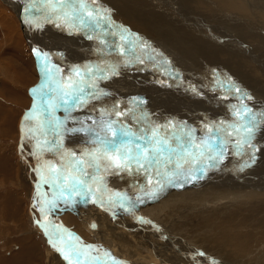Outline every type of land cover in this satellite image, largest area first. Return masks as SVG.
<instances>
[{
  "label": "rangeland",
  "instance_id": "obj_1",
  "mask_svg": "<svg viewBox=\"0 0 264 264\" xmlns=\"http://www.w3.org/2000/svg\"><path fill=\"white\" fill-rule=\"evenodd\" d=\"M128 1L125 0V2H123L124 5L121 4V1L119 4H121L122 7L126 6L130 12L129 16L139 24L137 23V26L135 28H131L128 24L125 25L122 24V22H116L115 20L114 21L120 25L127 27L130 33H138L140 36L139 41L135 40L134 35L129 36L127 34H125V40H121V34H117L116 30H107V32L98 30V33H96L95 30L92 31V33L88 29L87 32L84 33L81 30H76L75 28H73L70 31L66 19L62 16V11L64 10H60L55 13L50 12V9L47 7L48 0H37L39 5L43 6V13H40V15L38 14V17H36V22L40 27L37 29V33H39L41 45L43 47L37 49L41 53L49 54L47 58H42L44 60V64L47 65L46 71L48 73V75H44L45 87L43 91L46 93V95L43 97V99L45 100V107L47 106V101L49 99L55 100L57 96V85L55 82L58 79H63V81L66 83L69 77L68 75L71 74L70 70L73 66H78L80 64L81 66H85L87 64L92 65L91 67L93 73H96V75H104L105 73L103 72H97V68L93 67L94 63L98 64V62L102 61L104 63H115L116 58L125 57V60L129 59V57H133L136 58L137 63L141 64L147 69H150L155 74H152L151 77H144L146 75L142 69H131L132 73H137V75L133 77V74H129L130 79L133 81L130 83L128 80H125V78L121 79V76L120 78H118L119 74L123 72V69L117 68V71L119 73L117 77L116 75H112L109 72L107 75L110 78L108 79L113 83L116 82L118 85L123 87L125 84V86L128 85V83L126 82H129V85H136L137 87L135 88H142L144 89V92L148 91L147 96L152 99L153 103L155 102L154 105H162L163 109L167 110L165 111L166 113H163L162 109L154 113L148 112V116H151V118L148 117L146 121L144 120L145 122L138 121V119L136 118L137 121L133 122L132 124H126L123 122L122 124L118 123V125L120 124L124 127L130 128L131 130H133L134 128V130L138 133L141 129L151 128L150 126L153 124H158L161 126H164L166 124L167 126L175 124L176 127L172 130H167V133H175L177 136L182 135L180 127L182 124H187L190 128L195 130L205 129L204 125L206 124L208 126L212 125L213 127H216V124L210 119H206L205 122L200 121L198 124L196 120L187 118V112L183 109H170L169 102H171L172 100L174 101L175 99H181V97L183 96V90L185 91L186 89L197 92L198 94H205L206 98H211L215 95L220 96L221 94L227 93L222 90L210 88L206 84L199 83L200 79L196 77L198 76L197 71L202 70V68L206 65L199 62L196 57H193V54L195 50L197 51V54L201 51L196 48H189L185 51H182L183 48H188L185 45L183 39V37L190 36V33H188V27L184 24V22L187 21H189V25L190 23L192 24L190 25L189 29H191L193 35L197 36V39L204 42L203 44L199 43L198 48H208L207 51L210 53L217 50L219 51V49H225L226 51L230 52V55L221 54L218 55V58H224L226 60H229V58L235 59L232 62L226 61L224 63H215L217 67L231 72V70L234 71L238 68L234 65L235 62H246L249 66L258 67V73L255 74V77H260V82L264 81V0H212L213 2L211 0H198L200 1L198 2L199 4H192L193 9H188V7L186 6L188 10L182 9L180 14L178 13L180 9V0H148L150 6H147L145 3H141V0ZM208 2H210L211 5L215 3L214 5L221 6L223 10L227 11L225 17L223 19H220L218 17H214L212 19H200V16L198 14L201 13L204 15L207 13L206 4ZM144 5L148 7V10ZM225 6L228 10L224 8ZM11 7L13 8L12 10H10ZM142 7L143 9H141ZM151 7L152 9H150ZM89 8L92 9L93 7L89 5ZM139 8L141 10H139ZM196 8H198V11L195 10ZM10 9L7 8L3 0H0V162H3L4 164L0 169V218L7 221L6 226L5 224L4 226L0 224V232L3 231L0 237V256L1 258H4L2 260L0 259V264L1 262H4V264H12L11 260L13 256L16 255L14 253L16 252L14 247L21 245H27V247H31L35 257H37L38 255L41 256L43 262L40 264H48L46 257V255L48 256L47 252L49 248L51 250H55L49 243V236L52 237L53 242L56 243L58 247L63 248L66 252L69 253L71 260H67V263L64 257L60 256L61 259L65 261L64 262L62 260L64 264H77L76 253L79 252L76 251L73 247L75 245L77 247L78 241H81L83 244V247L81 248H79L80 246H78V250L82 252V256L85 257L86 255H88V257L86 258L80 255L79 264L83 263L84 261L86 262L85 264H157L156 262L160 263L162 261L156 258V251H159V249H157L156 247L158 245H160V247L164 246V243L166 241L165 239H163L165 240L163 242L160 239L165 236H171L172 238L173 236H177V234L180 232L179 229H182L183 226L185 231H183L181 235L182 238H185L186 245L191 242L194 244V241H202V243L206 242L209 246H206L209 249V251H207V254H210V257L219 259L217 260L215 258H207L197 252L195 256L199 259H204V264H218L215 261H224L223 264H264V194L255 192H253L252 194L246 193L240 196L233 197L232 199L228 196H225L224 198L220 196L213 198L212 203L207 200V198H202L199 199V204H196L195 197H197L200 193L194 192L193 194V192H190L185 196L168 198L164 202H162V196L166 192L174 190L171 187L175 188L177 186L176 184H169L166 185L162 191L157 193L158 199H150L148 196L144 195V192L150 190V188L155 185L156 179H158L155 176L154 171L150 170L149 172H146L144 169L137 170L135 164H132L130 167L124 168L123 170L117 169L115 167L106 168L108 162L103 158L99 151H94V149L97 148V145L92 143L95 137L92 134L87 133L86 129L82 132L87 134H84L82 132H75L71 134L69 132H63L62 129L57 128L54 122H52L51 127L53 130H44L45 125L40 123L35 114L32 115V117L34 116L35 118L33 121L31 117L30 119L21 122L23 112L30 107V104L32 102V97L28 95L27 91L29 87H32L37 83L38 72L34 67L35 61L33 59V56L25 43L18 18H16L15 16L14 6L10 5ZM132 9H134L135 14H131ZM189 10H195V14ZM20 11L23 13V9H21ZM67 11L71 10L67 9ZM190 14L192 16H190ZM144 15H147L145 16L147 18L146 22H143V18L139 20V18L143 17ZM33 16H31V18H33ZM172 16L176 19H174ZM196 17H199V19ZM178 20L180 21V23ZM180 25H183L185 29V33L183 34L181 31L182 27H180ZM147 26L148 28H150V30L146 28ZM140 27L142 28V30ZM153 31L155 34L153 33ZM32 32V37L30 34L31 28L30 32H27L29 40L31 42L35 40L34 29ZM71 32L82 33V35H76V37H73ZM88 34H92L93 39H88ZM158 36L160 37L158 38ZM74 38H77V40H75ZM69 42L73 45H76L75 48L85 49L83 51L85 52V54L81 53L80 55L83 58V62L81 61L80 64L75 63L76 60L72 59L71 61L69 59L68 62V57L71 56L70 52L72 51L71 54L75 52L73 49L70 50V48H68V45H70ZM92 42H95L96 45L92 44ZM143 42H147L148 46H144ZM39 44L40 43H38L37 45ZM54 48L55 52H53ZM108 48L118 49V52L116 50L109 51ZM50 49L51 51L53 50V58L50 55ZM122 52L125 53V55H122ZM87 58H89L91 61L89 60L90 62H87ZM137 58L143 60V63H140ZM53 59L58 65L62 64L60 66L65 67L61 68L59 72L53 71ZM93 59L95 60V62ZM111 59H113V61H111ZM229 64L232 69H230V67L228 66ZM116 65L118 64L116 63ZM81 66L80 71L81 73L83 72L82 74H84L85 68ZM67 67H70V69H67ZM212 67L215 68L214 66ZM131 70L129 69L130 73ZM129 72H126L124 70V73ZM206 72L207 80L210 82H216L215 79L210 75L208 68ZM55 73L57 74L56 77L54 76ZM224 73L227 72H221V74ZM54 77L57 79L56 81H53ZM144 78L148 80L155 79L157 83H153L152 86V82L149 83L148 80H146L148 83H145ZM23 79H26V81H24ZM86 79L93 80L95 79V76L89 75ZM103 80L105 81L106 79H102V81ZM229 80L225 81L229 83ZM96 81L99 82L98 79ZM225 81H222L221 85H224L226 83ZM233 81H230L228 85L236 84V82ZM249 81L251 80H247L246 82ZM158 82L160 83V85L158 84ZM228 85V91L232 90V87ZM239 87L241 86L239 85ZM203 88L207 90L202 91ZM162 92H164V94H162ZM156 97L158 98L155 99ZM225 97L230 98V96ZM83 99L85 101L83 106L76 107L70 112L71 114L75 115V117L73 118V124L77 123L78 126L81 125L87 129L89 127H92L98 131L99 124L95 122V120H98V117H108L111 115H115V108L113 109L110 107L114 105L111 103H114V99L112 97L103 95H99L98 97H96L93 94H85ZM44 100H42L43 103ZM161 100L165 101L162 102ZM145 101L148 102L149 100ZM212 101L213 100H211L210 102ZM37 102H41V100L37 99ZM56 103L60 107L57 106L56 109H49V113L51 114L50 119L54 115L57 117V119L63 120L65 117L64 113H66L65 111H63L65 105L59 100H56ZM147 104H149V102ZM105 106L108 107L106 108ZM147 107L148 106H139L137 112H133L132 114L138 117L142 111L147 112ZM118 108L120 109L122 107ZM96 109L98 113H96ZM123 110L124 109H121L122 112H124ZM93 111H95V113ZM79 112L85 117L80 115ZM157 112L160 114H158ZM90 113H93L92 116L96 118L94 119L93 117H91ZM155 114H157L156 116L159 118L154 116ZM162 114H167L168 118L163 119ZM12 118L14 119L12 120ZM70 121L71 119H68L66 121L65 125L67 127L64 125L65 128H69ZM169 121H171L172 123L168 124ZM184 131H187V129H185ZM61 132L63 134L59 135L58 133ZM167 133L161 131L159 135L165 136L167 135ZM35 135L38 136V147L35 143ZM195 136L198 137L196 133ZM20 139L21 142L19 149L18 142ZM33 139L35 144H33ZM179 142L183 143V139H181ZM169 143L173 148L176 147L177 142L174 139H169ZM212 144H214L212 147L215 151L224 150L225 146L227 145L224 140H213V138ZM236 153L233 154L236 155ZM93 157L96 158L95 162L100 165L99 171H97L95 167L90 166V162L93 160ZM236 157L237 158H233L235 160L232 159V162H229L227 158L224 157L222 159L224 161H219L218 166H216L215 168L211 167L212 171L210 173L203 176V178H199V184H204L205 180L209 178L213 173L215 178L213 182H215V184H218V182L219 184H222L223 180V184L228 180H230L233 184L241 183L239 179H242V177L244 176H242V174L240 173L245 174V177L249 178L250 173L254 169L253 165L251 167H244V169L241 170L242 167L238 166L240 163L234 164L233 162H239L240 160H243V158L239 156ZM41 159L50 170L52 168H55L56 171H60L65 168L71 171V164L82 162L84 174L81 176V178L87 181L91 188L95 189L91 193L93 194V197L90 196L91 194L86 197L75 194V196L72 195L71 203L65 204L64 199H60L57 201V206L54 209L42 214L39 211V208H47L48 205L45 202L52 200L53 194L57 193L58 189L54 186L56 183L53 180H48V186H45L44 182L41 181L39 183V179L35 177L37 169L42 166ZM37 164H39L38 167ZM46 166H44L45 169ZM185 167H188V165H185ZM44 168L41 167L39 169L40 174L42 171H47L43 170ZM222 168L227 169L228 172L221 171ZM5 169H7L10 174L7 179L3 177L5 176ZM67 174L68 173L66 172L65 175ZM72 174L81 175L79 173ZM204 174L205 173H203V175ZM235 175L237 177H234ZM93 176L97 177L96 182H93ZM230 176L233 178H231ZM194 181L191 180V182H188L186 184H190L194 189ZM180 183H183V181L181 180ZM38 185H40L39 193L37 191ZM183 186V188L181 187V189L177 187V189L179 190L175 189V191H187L189 187L185 186V184H183ZM218 187H220V185ZM200 189L202 190L203 188ZM80 197L81 199L78 200ZM118 197H125L127 199H130V201L126 204L120 199L118 200ZM66 198L67 197H65V199ZM85 198L90 200L93 199L95 201L98 200L99 205L94 202L95 204H92V207L91 204H89L91 208L84 207L82 205H85V203L81 202H84ZM9 199L11 200V204ZM92 202L93 201L91 200L90 203ZM121 203H123V207H121ZM34 205L36 206L34 207ZM189 206L191 207L189 209H186ZM106 208L112 210L114 212L113 217L116 218L115 222L112 223L113 231H109L103 225H100V223H108L100 222L98 218V214L106 213ZM15 209L18 210L15 212ZM94 209L98 211V214L94 211ZM182 211H185L188 214L187 218H181L180 212ZM12 212L17 214L16 218L12 219ZM39 213L42 215L41 222V215ZM81 214H84V217L86 218L89 217V219L87 218L88 221L93 222V225H95L94 228L98 230L99 234L96 235L94 233L95 229H91L92 232H90L89 228L88 230L86 228L82 231L83 235L79 234L77 228H74L71 223H79L78 218L83 217V215ZM2 216L6 219H3ZM35 217H38L37 219L40 222L39 224L37 223L38 221L36 219L35 221L37 222H34L33 218ZM70 218H72L73 221H69ZM118 218L123 219V221L126 219L127 225L130 228L127 229L125 228V226L120 224ZM64 220L68 222L66 223ZM144 221H147L148 224ZM61 222H63V224H61ZM41 224L44 225V228L40 226ZM194 224H200V226L190 228ZM93 225L91 224L89 227L92 228ZM21 226L22 229L20 230L19 227ZM131 226H134V228ZM5 228H7L8 230L4 232ZM45 228H47L48 236L44 234ZM100 228H103L102 231L105 230L106 233L110 232V235L108 234L107 237L103 236L101 234ZM186 230H190L189 232L191 242L186 239ZM25 231H28L30 234V236H28L27 238H35V240L37 242H40V244L34 243V247H32L30 240H27V242H25L24 244V238L26 237H22V235L25 233ZM114 233L115 235H112ZM54 234H56V236ZM66 234L67 237L71 236L73 241L72 239L68 240V238H66ZM207 234H209L210 236L206 237L205 235ZM40 235L44 240H42V237ZM96 238H99L100 240H97ZM174 239L177 240L176 238ZM122 240L125 243L127 241H130L129 245H136L141 248L142 251H144L142 257H145L148 261H139L136 256L138 251L133 255L131 251L129 253L128 250L126 251L118 247ZM151 242L153 243V246L151 245ZM198 244H200V242H198ZM105 248H112L111 250L113 251V253L109 252ZM146 248H148L149 250ZM99 249L105 250L100 251ZM161 249H163V247H161ZM97 250H99L98 253H96L98 257L94 255ZM21 252L19 254H21ZM160 253L163 254L161 258H164V264L177 263L176 259L168 257V255L165 254L163 250H160ZM90 258H92V260H90ZM251 259L253 261H251ZM189 264H193V262H190Z\"/></svg>",
  "mask_w": 264,
  "mask_h": 264
},
{
  "label": "bare ground",
  "instance_id": "obj_2",
  "mask_svg": "<svg viewBox=\"0 0 264 264\" xmlns=\"http://www.w3.org/2000/svg\"><path fill=\"white\" fill-rule=\"evenodd\" d=\"M2 1V0H1ZM5 2V5L7 6V8L10 9V5H13L14 6V10H15V16L16 18H18V21H19V25H20V29L23 33V37L25 39V43L29 49V51L31 52V48L34 47V48H42L43 46L41 45V39H40V36H39V33H37V29L40 28L36 22V17H38V14L40 15V13H43V6L42 5H39V3L37 2V0H26L27 3H31L34 7L32 9V16L33 18H31L32 20V23L31 24H25L23 23V21L19 19V13L21 12L20 10L23 9V7L25 6V0H3ZM121 1V4H123V2H125V0H86V3H88L90 6H92L94 8H100L101 9V15H104L103 13V9H109L111 10L110 11V21L112 22V25L111 27L108 26L107 23H105L104 21H101L102 23V27L100 28H97L96 29V33H98L97 31L99 30H102L104 32H107V30L109 31H112V30H116L117 34H121L120 32V28L118 26H123V25H120L116 22H122V24H128L131 28H135L137 26V23L133 18H131L129 15H130V12H129V9L125 6L122 7L121 4H119ZM128 1V0H127ZM130 1V0H129ZM128 1V2H129ZM138 1V0H136ZM156 1V0H155ZM209 1V0H208ZM212 1V0H211ZM200 1L198 0H183V1H179V5H180V9L178 11V13L180 14V12L182 11V9H193L192 8V4H195V3H198ZM213 2V1H212ZM15 3V4H14ZM93 3V4H92ZM139 3V2H137ZM141 3H145L147 6L150 4L148 0H141ZM159 3V2H157ZM162 3V2H161ZM170 3V2H169ZM173 3V2H172ZM171 3V4H172ZM210 3V2H208ZM206 4V7H207V13L206 14H201L199 13L198 15L200 16V19H207V18H214V17H218L220 19H223L225 17V15L227 14V11L223 10V8H221V6H216V5H211L210 4ZM10 4V5H9ZM131 4V3H129ZM199 4V3H198ZM127 5V4H126ZM154 5V4H153ZM133 6V5H132ZM139 6V5H137ZM143 6V5H142ZM145 6V5H144ZM145 6V8L147 7ZM150 6V5H149ZM174 6V4H173ZM187 6V7H186ZM200 6V5H199ZM47 7L50 9V12H52L51 8L47 5ZM141 7V6H139ZM156 7V6H155ZM159 7V6H158ZM157 7V8H158ZM168 7V6H167ZM194 7V6H193ZM196 7V5H195ZM226 8V6L224 7ZM13 8L11 7L10 10H12ZM143 9V7L141 8ZM139 8V10H141ZM152 9V7L150 8ZM175 9V7H174ZM187 9V10H188ZM198 8H196L195 10H197ZM133 10V11H132ZM131 10V14H135L134 12V9ZM147 10H148V7H147ZM154 10V9H153ZM195 10H189V11H192L194 14H195ZM226 10H228L226 8ZM158 11V10H157ZM198 11V10H197ZM133 12V13H132ZM144 12V11H143ZM55 13V12H53ZM151 13V12H150ZM169 13V12H168ZM171 13V12H170ZM21 14L23 15V13L21 12ZM163 14V12H162ZM174 14V13H173ZM193 14V15H194ZM157 15V14H156ZM147 15H144L143 17L139 18L142 19L143 18V22H146L147 21V18L145 17ZM162 16V15H161ZM170 16V15H169ZM190 16H192L190 14ZM138 17V16H136ZM166 17V16H165ZM173 17V16H172ZM160 18V16H159ZM174 18V17H173ZM199 19V17H196ZM171 19V18H170ZM176 19V18H174ZM116 22H115V21ZM161 21V20H160ZM159 21V22H160ZM179 21V20H178ZM77 22V21H76ZM140 22V21H139ZM189 21L187 22H184V24L188 27V33H190V36L189 37H183L184 39V43L185 45L188 47V48H183L182 51H185L189 48H196L198 50H200L201 52L197 54V51L195 50L194 54H193V57H196V59L201 62L202 64H205L206 66H204L202 68V70H198L197 71V75L196 77H198L200 79L199 83L201 84H206L207 86H209L210 88H213V89H216V90H222V91H225L227 92L226 94H221L220 96H213L211 98H206V95L205 94H202V93H197V92H194L192 90H189V89H186L185 91L183 90V96L181 97V99H175L174 101L172 100L171 102H169L170 104V109L172 110H175V109H183L184 111L187 112V118H190L192 120H196V122L199 124L200 121H206V119H210L212 120L215 124H216V127H213L212 125L209 126L211 127L212 129H214V131L211 133V137L213 138V140H219V141H225L227 143V145L225 146L224 148V157L227 158V160L229 162H232V159L235 157L237 158L236 156H239L241 158H243V160H240L239 162H233L234 164L235 163H240L242 165H238V166H243V164L249 160V154L251 153V149L248 148L247 146L243 147L240 149L239 153H236V149L234 147V145L237 143V141L239 139H241L243 136H244V132L242 131V125L245 124L247 121L244 120V119H241V115H244L245 112L244 110L245 109H251V113L248 114V115H251V116H255V120L254 122L258 125V130L256 131L255 133V136H254V140L252 141V143L254 145L257 146L258 148V151H256V157H257V160H256V163L253 164V171L250 173V176L249 178H246L245 174L243 173H240L242 174V179H239L241 183H231L230 180L226 181L224 184V180L222 182V184L218 182V184H215V182H213V180H215L214 178V173L211 174V176L209 178H207L205 180V183L204 184H199V179H195L196 181L195 182V185H196V189H195V185H194V189L191 187L190 184H186V183H183L185 184V186H188V190L187 191H183L182 192H177L175 191V189H177V187H179L181 189V186H176L175 188L171 187L172 189L174 190H171L170 192H166L163 196H162V202H164L166 199L168 198H173V197H182V196H185L186 194L190 193V192H196V193H200L197 197H195V200H196V204H199V199H202V198H207V200H209L211 203H212V199L215 198V197H220L222 196L223 198L225 196H228L230 197L231 199L233 197H236V196H240L242 194H246V193H259V194H264V81L263 82H260L259 81V78L256 76L255 77V74L258 73L257 71V68L258 67H252V66H249L248 63L246 62H235L234 65L237 66L238 68L237 69H233L234 71L231 70V72H228L227 70L225 69H220L219 67H217V65L215 63H220V62H226V61H234L235 59L234 58H229V60H226L224 58H218V55H221V54H229L230 55V52L229 51H226L225 49H219V51H213V52H208V48H198L199 47V43H204L203 41H200L199 39H197V36L193 35V33L191 32V29L190 28V25H192L190 23V25L188 24ZM141 23V22H140ZM175 23V22H174ZM180 23V21H179ZM182 23V22H181ZM139 24V23H138ZM77 25H79V22H77ZM146 25V24H145ZM227 25V24H226ZM185 26V27H186ZM9 27V26H8ZM124 28L128 29L127 27L123 26ZM152 27V26H151ZM172 27V25H171ZM180 27H182L181 31H182V34L185 33V29L183 27V25H180ZM179 27V28H180ZM30 28H31V37L33 36V29L35 31V40H33V42H31L29 40V36L27 34V32H30ZM141 28V27H140ZM139 28V29H140ZM147 29L150 30V28H148V26L146 27ZM89 28L88 27H79V30L83 31L84 33L87 32ZM243 29V28H242ZM11 30V29H10ZM142 30V28H141ZM164 30V29H163ZM245 30V29H244ZM243 30V31H244ZM12 31V30H11ZM156 31V30H154ZM153 31V33H154ZM178 31V30H177ZM241 31V30H240ZM94 32V33H95ZM151 32V31H150ZM149 32V33H150ZM160 32V31H159ZM170 32V31H168ZM93 33V32H92ZM175 33V32H174ZM243 33V32H242ZM241 33V34H242ZM72 36L73 37H76V35H82V33H74V32H71ZM155 34V33H154ZM56 35V34H55ZM89 35V34H88ZM92 35V34H91ZM135 37L139 36L138 33H135L133 34ZM159 35V34H158ZM94 36V35H93ZM171 36V34H170ZM174 36V35H172ZM160 36H158L159 38ZM157 38V37H156ZM75 40H77V38H74ZM165 39V38H164ZM183 42V41H182ZM38 43H40L39 45H37ZM74 43V42H73ZM70 45H68V48L73 49L75 52H73L71 54L70 52V57H68V62H69V59L71 61L72 60H76L75 63H81V61L83 60V58L80 56L81 53L82 54H85V52H83L85 49H82V48H75L76 45H73L72 43L69 42ZM92 44L96 45L95 42H92ZM168 45V44H167ZM169 46V45H168ZM182 47V46H181ZM64 48V47H63ZM96 48V47H95ZM66 49V48H65ZM92 49V48H91ZM109 51L111 50H116L118 52V49H115V48H108ZM239 49V48H238ZM228 50V49H227ZM240 50V49H239ZM53 51V50H52ZM51 49H50V55L52 56L53 58V52H55V48H54V51L52 52ZM234 51V50H233ZM97 52V51H96ZM235 52V51H234ZM243 52V51H242ZM247 52V50H246ZM61 53V52H60ZM93 53V52H92ZM232 53V52H231ZM56 54V53H55ZM88 54V53H87ZM95 54V53H94ZM235 54V53H234ZM114 55V54H113ZM125 55V53H124ZM238 55V54H237ZM92 56V55H91ZM108 56V55H107ZM127 56V55H126ZM240 56V55H239ZM93 57V56H92ZM98 57V56H97ZM95 57V58H97ZM220 57V56H219ZM107 58V57H106ZM125 58V57H124ZM124 58H116V61L115 63H104L103 61L102 62H98V64H95L94 63V66L95 68L97 69H109L110 66H117V68H121L123 69V72L121 74H119V77L121 76V79L125 78V80H128L130 83L133 82L131 79H130V75L129 74H133L132 76H136L137 73H132V70L131 69H142L143 72L145 73L146 76L144 77H151L152 74H155L153 71H151L150 69H147L145 68L144 66H142L141 64L137 63V60L136 58H133V57H129V59H125ZM241 58V57H240ZM245 58V56H244ZM88 61L87 62H90L91 60L89 58H87ZM104 59V58H103ZM110 59V58H109ZM115 59V58H114ZM239 59V58H238ZM43 61V64H44V60L41 59ZM90 60V61H89ZM94 60V59H93ZM92 60V62H93ZM105 60V59H104ZM240 60V59H239ZM100 61V60H99ZM107 61V59H106ZM111 61H113V59H111ZM126 61H131V63L125 67V62ZM245 61V60H244ZM83 62V61H82ZM95 62V60H94ZM229 62V63H231ZM73 63V62H72ZM116 63L118 65H116ZM83 64V63H82ZM90 64V63H89ZM53 68L52 70L56 72L57 68L59 70L63 67H61L60 65H58L54 59H53ZM88 65V64H87ZM97 65V66H96ZM233 65V64H232ZM79 67L81 66L78 65ZM92 66V65H90ZM212 66H214L215 68H213ZM226 66V64H225ZM224 66V67H225ZM230 67V64L228 65ZM35 67V66H34ZM81 67H84L81 66ZM262 67V66H261ZM70 69V67H67V69ZM208 68V71L210 73V75L215 79L216 82H210L207 80V70ZM72 69V68H71ZM94 69V68H93ZM129 69L131 70V73L129 72ZM204 69V70H203ZM230 69H232L230 67ZM229 69V70H230ZM263 69V68H261ZM124 70L126 72H129V73H124ZM51 71V70H50ZM71 71V70H70ZM83 71V70H82ZM120 71V70H119ZM222 71H226L227 73H224V74H221ZM264 71V69H263ZM62 73V72H61ZM83 73V72H82ZM81 75H84L82 74ZM109 73V72H108ZM107 73V74H108ZM45 75V73L43 72V76ZM53 75V73H52ZM62 75V74H60ZM59 75V76H60ZM66 75V74H64ZM89 75H92L91 74H87L86 76H84V78H88ZM140 75V74H138ZM54 76L56 77L57 74L55 73ZM69 76V75H68ZM93 76V75H92ZM54 77L53 81H56L57 79ZM67 77V76H66ZM73 79H76L77 77H75L73 75ZM115 77V76H114ZM113 77V78H114ZM117 77V75H116ZM115 77V78H116ZM264 77V76H263ZM114 78V79H115ZM129 78V79H128ZM65 79V78H64ZM113 79V81H114ZM117 79V78H116ZM145 79V78H144ZM229 79H233L236 84L234 85H228L230 83V81H233V80H229V83H227L226 81H228ZM24 80V79H23ZM43 80H44V77H43ZM59 80V79H58ZM63 80V79H62ZM99 82L96 81V85L97 87L96 88H90V87H85V94H93L97 91H100L102 90L104 93L106 94H103V96H109V97H112L114 99V103L111 102L112 106H110L111 108H115L114 110L116 111H121V109H124L123 113H125V115H121L119 117H117L116 115H111V116H108V117H98L97 119L98 120H95V122L97 124H99L100 120L103 119V120H117L118 123L122 124L123 122L126 123V124H132L133 122L137 121H143L145 122L144 120H141L139 119V115L138 117L133 115L132 113L133 112H137L139 106H142V107H145V106H148L146 109H147V113H154L156 111H159V110H163V113H166L165 111L167 110H164L163 109V106L162 105H154V103L152 102V99L147 96V92L148 91H145L144 92V89L142 88H135L137 87L136 85L133 86V85H129V82H126L128 83L127 86L124 85L123 86H120L118 85L116 82L113 83L112 81H110L109 79H106L105 81L102 79H98ZM119 80V79H118ZM142 80V79H140ZM139 80V81H140ZM146 80L148 79H145V83L147 82ZM226 80V81H225ZM247 80H251L249 82H246ZM26 81V79L24 80ZM89 81H91L89 79ZM117 81V80H116ZM123 81V80H122ZM137 81V80H136ZM162 81V80H161ZM222 81H225L226 83L224 85H221ZM233 81V82H234ZM119 82V81H118ZM149 83L152 82V86H153V83H157L155 79H150L148 80ZM147 82V83H148ZM104 83V84H102ZM143 83V82H142ZM144 83V84H145ZM162 83V82H161ZM239 83V84H237ZM43 84H44V81H43ZM158 84L160 85V83L158 82ZM165 84V83H164ZM227 85L228 86H231L232 87V90L228 91V88H227ZM239 85L241 87H239ZM122 87V88H121ZM146 87V86H145ZM157 88V87H156ZM236 88H239L240 91H237ZM242 88V89H241ZM234 89V90H233ZM12 90V89H10ZM147 90V89H146ZM207 89L203 88L202 91H206ZM246 91V92H245ZM153 92V90H152ZM151 92V93H152ZM155 92V91H154ZM185 92V93H184ZM248 92V93H247ZM54 93V92H53ZM138 93V95H137ZM146 93V94H145ZM154 94V93H153ZM162 94H164V92H162ZM236 94V95H235ZM247 94V95H246ZM56 95V94H54ZM151 95V94H150ZM230 96V98H227L225 96ZM101 96V95H100ZM97 97V96H96ZM134 97H140L142 98L143 100H149V104H147L148 102L144 103L143 105H137L135 101L132 100V98ZM152 97V96H151ZM54 98V97H53ZM158 97H156L155 99H157ZM160 98V97H159ZM162 98V97H161ZM89 99V98H88ZM172 99V98H170ZM169 99V100H170ZM211 100H213L212 102H210ZM35 103L37 102V99H34L33 100ZM87 101V100H86ZM91 101V100H90ZM99 101V100H98ZM104 101V100H103ZM154 101V100H153ZM157 101V100H156ZM162 101V100H161ZM165 101V100H164ZM162 101V102H164ZM262 101V102H260ZM167 102V101H166ZM90 103V102H89ZM93 103V102H92ZM98 103V102H97ZM102 103V102H101ZM107 103V102H106ZM110 103V104H111ZM147 104V105H146ZM157 104V103H156ZM164 104V103H163ZM31 105V104H30ZM88 105V104H87ZM86 105V106H87ZM97 105V104H96ZM85 106V107H86ZM92 106V105H91ZM95 106V105H94ZM109 106V105H108ZM107 106V107H108ZM115 106V107H114ZM60 107V106H59ZM93 107V106H92ZM106 107V106H105ZM106 107V108H107ZM118 107H122V108H118ZM84 108V107H83ZM88 108V107H87ZM110 108V109H111ZM29 109V108H28ZM26 109V110H28ZM56 109V107H55ZM59 109V108H58ZM80 109V108H79ZM105 109V108H104ZM25 110V111H26ZM63 110V109H61ZM103 110V109H102ZM171 110V111H172ZM182 110V111H183ZM25 111L23 112V115H22V119H21V122L25 120ZM53 111V110H52ZM64 111V110H63ZM87 111V110H86ZM107 111V110H106ZM183 111V112H184ZM95 113V111H93ZM122 112V111H121ZM169 112V111H168ZM180 112V111H179ZM80 113V112H79ZM78 113V114H79ZM96 113H98L97 109H96ZM111 113V112H110ZM158 113V112H157ZM174 113V112H173ZM172 113V114H173ZM85 114V113H84ZM91 114V113H90ZM100 114V113H99ZM98 114V115H99ZM135 114V113H134ZM160 114V113H158ZM65 116H69L71 119L70 123H69V128H83V129H87L81 125H77L76 124H73V118L75 117L74 114H71V113H64ZM80 115H82L80 113ZM93 113L91 114V117L94 118V116H92ZM157 114H155L154 116H156ZM163 115V114H162ZM177 115V114H176ZM175 115V116H176ZM54 116V115H53ZM84 116V115H82ZM101 116V115H100ZM159 116V115H158ZM168 115L167 114H164L163 115V119L164 118H168L167 117ZM85 117V116H84ZM115 117V118H114ZM151 118V116H148ZM157 117V116H156ZM172 117V116H171ZM55 118L57 119V117L55 116ZM96 118V117H95ZM94 118V119H95ZM137 118V119H136ZM159 118V117H157ZM195 118V119H194ZM32 121L35 119L34 116L31 118ZM162 119V120H163ZM149 122V121H148ZM119 124V125H120ZM158 124H153L151 125L150 127H155L157 126ZM231 126H234V127H230ZM66 126V125H65ZM161 126V125H159ZM67 127V126H66ZM176 127L175 124H171L169 126H167V130H172ZM52 129V128H51ZM215 129H220V131H215ZM53 130V129H52ZM133 132H136L133 128L132 130ZM82 132V131H80ZM69 133H75V132H69ZM77 133V132H76ZM84 133V132H82ZM88 133V132H87ZM87 133H84V134H87ZM195 133L198 135V137H206L208 135V131L207 129H197L195 130ZM89 135V134H88ZM36 137L34 138L35 139V143H36V146L38 147L39 145V142H38V136L35 135ZM90 136V135H89ZM22 139V138H21ZM21 139L19 140L18 142V145H19V149H20V142H21ZM34 139H33V144L34 143ZM214 144H212L213 146ZM233 153H236L233 154ZM238 157V158H239ZM42 160V159H41ZM235 160V159H233ZM238 160V159H237ZM224 161V160H222ZM43 163V160L42 162ZM209 163H211V161H209ZM42 168H44V166H46L44 163L41 164ZM39 166V164H37V167ZM233 166V165H232ZM40 167V168H41ZM234 167V166H233ZM39 168V169H40ZM215 168V167H213ZM230 168V167H229ZM240 169V167H239ZM244 169V168H243ZM247 169V168H246ZM252 169V168H251ZM44 170V169H43ZM46 170H47V174L49 175L50 179H52L55 183L56 180L54 179L53 175L51 174V170L46 166ZM215 170V169H214ZM218 170V169H217ZM230 170V169H229ZM212 171V168H207L206 171L204 172L205 175H207L208 173H210ZM223 172H228L227 169H224L222 168ZM238 171V170H236ZM44 172V171H43ZM219 172V171H218ZM240 172V171H239ZM245 172V171H244ZM46 174V172H45ZM219 174V173H217ZM225 174V173H224ZM217 176V175H216ZM219 176V175H218ZM232 176V174H231ZM230 176V177H231ZM221 177V176H220ZM234 177H237L236 175ZM150 178V177H149ZM219 178V177H218ZM233 178V177H231ZM230 178V179H231ZM221 179V178H220ZM181 182V181H180ZM239 182V181H238ZM105 183V182H104ZM107 184V183H106ZM193 184V183H192ZM105 185V184H104ZM172 185V184H171ZM220 185V187H218ZM184 187V186H183ZM182 187V188H183ZM185 188V187H184ZM200 188H203L202 190ZM187 189V188H186ZM95 189L92 188V191H94ZM179 190V189H177ZM198 190V191H196ZM200 191V192H199ZM94 193V192H93ZM159 193V192H158ZM170 193V194H169ZM113 194V193H112ZM75 196V194H73ZM93 194H91L90 196H92ZM249 195V194H248ZM100 196V195H99ZM258 196V195H257ZM93 197V196H92ZM102 197V196H101ZM110 197V196H109ZM98 198V197H97ZM100 198V197H99ZM115 198V197H114ZM81 197L78 199L80 200ZM101 199V198H100ZM121 200L120 197H118V200ZM158 199V198H157ZM176 199V198H174ZM91 200L93 201L92 203ZM86 199L84 200V202H81V203H85V205H82L84 207H90L89 204H91V207H92V204H95L97 203L98 204V200L95 201L93 199ZM130 199H124L123 202L124 203H129ZM172 201V200H171ZM95 202V203H94ZM112 202V201H111ZM145 202V201H144ZM119 203V202H118ZM80 205V204H79ZM99 205V204H98ZM97 205V206H98ZM81 206V207H82ZM90 207V208H91ZM107 207V206H106ZM191 206L187 207L186 209H189ZM93 209V208H92ZM107 209V208H106ZM105 210V209H104ZM173 210V209H172ZM203 210V209H202ZM95 212H97L98 214V211H96V209H94ZM175 211V210H174ZM206 211V210H205ZM203 211V212H205ZM74 212V211H73ZM177 212V211H176ZM38 213V212H37ZM77 213V212H75ZM110 213V214H109ZM179 213V212H178ZM190 213V212H189ZM200 213V212H199ZM40 214V213H39ZM113 214L114 212L110 209H107L106 210V213L104 214H98V218H99V221L100 222H108L107 224L106 223H100V225H103L106 229H108L109 231H113L112 230V223L115 222V217H113ZM194 214V213H193ZM41 215V214H40ZM39 215V216H40ZM83 215V217L81 218H78V221L79 223H74V222H70L74 228H77L79 234H82L83 235V230H85L87 228H89L90 232H92L91 229H95L94 227L90 228L89 226L92 224L93 225V222H89L88 219L89 217H84V214H81ZM107 215V216H106ZM111 217H110V216ZM136 215V214H135ZM16 216V214H12V219ZM68 216V215H67ZM70 216V215H69ZM155 216V214H154ZM180 216L181 218L185 217L187 218L188 217V214L185 212V211H182L180 212ZM198 216V215H197ZM66 217V216H64ZM113 217V218H112ZM175 217V216H174ZM173 217V218H174ZM38 217H35L33 218L34 219V222H35V219L38 221L37 219ZM41 218H42V215H41ZM64 219V218H63ZM66 220V219H65ZM64 220V221H65ZM69 220V219H68ZM161 220V219H160ZM42 221V219L40 220V222ZM69 221H73L72 218H70ZM118 221L120 224H122L123 226H125V228H130L128 227L127 225V220L125 219L123 221V219H119L118 218ZM66 222V221H65ZM68 222V221H67ZM66 222V223H67ZM133 222V221H132ZM159 222V221H158ZM144 223V222H143ZM39 224V223H38ZM60 224V222H59ZM61 224H63V222H61ZM70 224V225H71ZM125 224V225H124ZM148 224V223H147ZM150 224V223H149ZM193 224V223H192ZM198 224V223H196ZM194 224L192 227L190 228H193V227H198L200 226L199 225H196ZM36 226V225H35ZM38 226V225H37ZM63 226V225H62ZM130 226V225H129ZM189 226V225H187ZM102 227V226H101ZM103 227V228H104ZM134 228V226H131ZM154 227V226H153ZM172 227V226H171ZM174 227V226H173ZM61 228V227H60ZM72 228V227H71ZM103 228H100L101 230V234L103 236H108V234L110 233H106L105 230L102 231ZM104 228V229H105ZM132 228V230H133ZM151 228V227H150ZM152 229V228H151ZM150 229V230H151ZM115 230V229H114ZM180 232L177 234V236H173V238L171 236H165L163 237L162 239H160L161 241H165L164 243V246H161L163 247V249H161L160 245H158L156 248L159 249V251H156V258L162 262H156L157 264H164L163 261H164V258H161V256L163 254L160 253V250L164 251L165 254L168 255V257H172L173 259H176L177 260V263L176 264H189L190 262H193V264H204V259H199L198 257H196V253L199 252V253H203V255L207 258H215V257H210V254H207V251H209V249L207 247L208 244L206 242L202 243V241H194V244L191 242V237H190V230H186L187 234H186V239L189 240L191 243H188L187 245L185 244L186 240L185 238H182V235L181 233H183V231H185L184 229V226L182 227V229H179ZM38 231V230H37ZM71 231V230H70ZM76 231V230H75ZM107 231V230H106ZM152 231V230H151ZM69 233V232H68ZM73 233V232H72ZM76 233V232H75ZM96 235L99 234L98 230L95 229V232H94ZM205 233V232H204ZM86 234V233H85ZM121 234V233H120ZM120 234H119V237H120ZM56 236V234H54ZM89 235V234H88ZM110 235V234H109ZM112 235H115L112 234ZM144 235V234H142ZM41 236V235H40ZM206 237L207 236H210L209 234L205 235ZM37 237V236H36ZM42 237V236H41ZM50 237V236H49ZM38 238V237H37ZM52 238V237H51ZM66 238H68V240H71V236L70 237H67V234H66ZM160 238V237H159ZM174 238H176L177 240H175ZM82 239V237H81ZM97 240H100L99 238H96ZM116 239V238H115ZM165 239V240H163ZM27 240H30L32 243H38L40 244V242H37L34 239H31V238H27ZM42 240L43 237H42ZM147 240V239H146ZM207 240V239H206ZM73 241V239H72ZM128 242V243H127ZM126 243L123 242V240L121 241V243L118 245V247L122 248L123 250H128L129 253L130 251L134 254H136L137 258L139 261L141 262H145V261H148L146 260L145 257H142L143 254H144V251H142L141 248H139L138 246L136 245H129L130 244V241H127ZM146 242V241H145ZM198 242H200V244H198ZM139 243V242H138ZM142 243V242H141ZM136 244V243H135ZM151 245L153 246V243L151 242ZM78 246H80L79 248L83 247V244L81 241H78L77 243V247L76 245L73 247L76 251H78L79 253H82L80 250H78ZM142 246V245H141ZM144 246V245H143ZM207 246V247H206ZM146 247V246H145ZM68 248V247H66ZM144 248V247H143ZM107 249L109 252L113 253V251L111 249H108V248H105ZM105 249H99L100 251H103ZM148 249V248H146ZM145 249V250H146ZM19 250L20 251H23L22 252V255L20 258H19V264H40L42 263V259H41V256H37L35 257L34 253H33V250L31 247H27V245H21L19 247ZM97 250L95 252L94 255H96V253H98ZM149 250V249H148ZM152 251V250H151ZM150 251V252H151ZM71 252V251H70ZM124 252V251H123ZM48 256L46 255L47 257V261H48V264H64L63 263V259H61V257H63V255H61L60 252H57L56 254V251L55 250H51L49 248L48 250ZM54 253V255H53ZM104 253V252H103ZM106 253V252H105ZM51 254V256H50ZM100 254V252H99ZM119 254V253H118ZM149 254V253H148ZM86 255V254H85ZM114 255V254H113ZM111 255V256H113ZM117 255V254H116ZM125 255V254H124ZM132 255V256H133ZM151 255V254H150ZM61 256V257H60ZM82 256V255H81ZM97 256V255H96ZM121 256V255H120ZM135 256V257H136ZM84 257V256H82ZM81 257V258H82ZM88 257V255H86L84 258ZM98 257V256H97ZM83 258V259H84ZM154 258V257H153ZM156 259V260H157ZM217 259V258H215ZM63 260V261H62ZM90 260H92V258H90ZM97 260V259H96ZM219 260V259H217ZM88 261V260H86ZM98 261V260H97ZM100 261V260H99ZM170 261V260H169ZM251 261H253L251 259ZM16 262V260H15ZM14 260H13V263H15ZM65 262V261H64ZM81 262H82V259H81ZM217 262L218 264H223V262H220V261H215ZM228 262V261H227ZM66 263H67V260H66ZM86 262L84 261L83 263L81 264H85ZM166 264V263H165ZM209 264H215V263H209ZM225 264V263H224Z\"/></svg>",
  "mask_w": 264,
  "mask_h": 264
},
{
  "label": "snow or ice",
  "instance_id": "obj_3",
  "mask_svg": "<svg viewBox=\"0 0 264 264\" xmlns=\"http://www.w3.org/2000/svg\"><path fill=\"white\" fill-rule=\"evenodd\" d=\"M48 6L51 8L52 12L62 11L63 18L66 19L69 30L73 28L79 30V27H88L89 31H95L97 28L102 27L101 21H104L111 27L112 22L110 21V11L109 9H103L104 15H101L100 8L90 9L86 0H48ZM33 5L27 3L25 0V6L23 7L22 21L25 24H31V16ZM70 9L71 11H67ZM76 21L79 22L77 26ZM121 32V40H125V34L131 36L132 33L123 26H118ZM88 39H93L92 35H87ZM136 41L140 40V37H135ZM144 46H148L147 42H143ZM34 54L37 59L47 58L48 53H41L38 49H33ZM124 54L123 52L121 53ZM140 63L143 60L137 58ZM131 61L125 62V67H127ZM85 73L81 75L80 67L73 66L71 69V74L68 77L67 82L63 80H57L55 83L57 85L56 92L57 96L55 100L49 99L47 101V109H54L59 106L56 100H59L65 105L64 111L70 113L72 109L76 107H81L85 103L83 97L85 95V87L96 88L97 79H108L110 78L107 73L110 72L112 75H118L117 67L110 66L109 69H97V72H103L104 75H96L92 72V67L90 65H85ZM47 65L42 68V72L48 75ZM59 72V69L56 70ZM92 73L95 79L89 81L84 78L87 74ZM73 75L77 77L73 79ZM44 84L39 85L37 88L32 89V95L35 99L42 100L46 93L43 91ZM240 91L239 88L236 89ZM106 94L102 90L93 93L94 96H99ZM137 105H143L146 103L140 97L132 98ZM37 108L36 103L33 104V109L30 113L25 115V120H28L35 113ZM245 114L241 115V119L247 122L242 125V131L244 136L237 141L234 145L236 152L239 153L240 149L247 146L252 151L249 154V160L245 162L241 170L244 167H251L256 163V151L258 148L252 143L255 133L258 130V125L254 122L255 116L248 115L251 113V109H245ZM117 117L125 115L121 111H115ZM148 113L142 111L139 119L147 120ZM69 116H65L63 120L56 119L52 116L51 122H54L57 128L63 130V132H80L85 131L83 128H65L64 125L69 119ZM79 122V121H77ZM172 122L169 121L168 124ZM182 135L177 136L175 133H167V124L164 126H155L148 129H141L139 132H133L130 128L118 125L117 120H103L99 122V130L89 127L86 131L92 134L95 139L92 141L93 144L97 145L94 151H99L103 158L108 162L106 168H117L123 170L124 168L130 167L132 164L136 165L137 170L144 169L146 172L154 171L156 183L150 188V190L145 191L144 195L148 196L150 199H156L157 193L162 191L166 185L176 184L177 186H183V183L191 182V180L203 178V173L207 168L218 166L219 161L224 158V150L215 151L212 147V137L211 133L214 131L207 124L204 128L207 129L208 135L206 137H196L195 129L190 128L187 124H182L181 126ZM230 127H234L231 126ZM187 129V131H184ZM161 131L167 133L165 136L159 135ZM215 131H220V129H215ZM62 135L63 133H58ZM169 139H174L177 144L173 148L169 143ZM183 139V143L179 141ZM58 146V145H57ZM95 157L90 162V166L95 167L99 171L100 165L95 162ZM211 161V163H209ZM188 165V167H185ZM52 175L56 181H59L54 186L58 189L57 193L53 194V199L46 201L48 205L47 208L40 207L39 211L44 214L47 211H51L57 206V201L64 199L65 204L72 202V195H80L86 197L92 193V188L87 181L81 178L84 174L82 167V162H76L71 164V171L67 168L60 171H56L55 168L51 169ZM68 173L65 175V173ZM72 173H79L81 175H73ZM37 175L40 176L42 182L48 183L49 181L44 180V177L40 174L39 169H37ZM93 182H96L97 177H92ZM183 183H180V181ZM151 183V181H150ZM40 185L37 186V191L39 193ZM119 195V194H117ZM65 197H67L65 199ZM126 199L121 197V201ZM139 199V197H138ZM36 205H34L35 207ZM121 203V207H123ZM147 223V221H144ZM37 223H40L39 221ZM44 228V225H40ZM95 227V225H93ZM45 234L48 235L47 228H45ZM49 243L52 247L63 255L65 260H71L68 252L63 248H60L53 242L51 236L49 237ZM81 253H76L77 264H79V258ZM203 255V253H200Z\"/></svg>",
  "mask_w": 264,
  "mask_h": 264
},
{
  "label": "crops",
  "instance_id": "obj_4",
  "mask_svg": "<svg viewBox=\"0 0 264 264\" xmlns=\"http://www.w3.org/2000/svg\"><path fill=\"white\" fill-rule=\"evenodd\" d=\"M30 88V87H29ZM27 93H28V91H27ZM29 95V94H28ZM14 116H15V114H14ZM14 118H12V120H13ZM0 164H1V166H0V169L3 167V162H0ZM12 170V169H11ZM4 173H5V176H3L4 178H8L9 176H10V174H9V172L7 171V169H5L4 170ZM9 201H10V204H11V200L9 199ZM18 209H15V212L17 211ZM12 214H14V212H12ZM16 214V213H15ZM17 217V214H16V216L14 217V218H16ZM2 218L3 219H6L5 217H3L2 216ZM0 224L1 225H3L4 226V224H5V226H6V224H7V221L6 220H2L1 218H0ZM20 228V230L22 229V226L21 227H19ZM6 230H8L7 228H5L4 229V232L6 231ZM3 232V231H2ZM2 232H0V237H1V235H2ZM4 234V233H3ZM26 237V238H24V244H25V242H27V237L28 236H30V234H29V232L27 231H25V233L22 235V237ZM3 237V236H2ZM31 245H32V247H34V243H32L31 242ZM19 247L20 246H16V247H14V249L16 250V252H14L16 255L15 256H13V258H12V260H11V263L12 264H18V261H19V258L21 257V256H23L22 255V252L19 250ZM13 249V250H14ZM21 252V254H19ZM10 254H11V252H10ZM0 259L2 260V259H4V258H1V256H0ZM13 260H16V262L15 263H13ZM10 263V262H9ZM1 264H4V262H1Z\"/></svg>",
  "mask_w": 264,
  "mask_h": 264
},
{
  "label": "water",
  "instance_id": "obj_5",
  "mask_svg": "<svg viewBox=\"0 0 264 264\" xmlns=\"http://www.w3.org/2000/svg\"><path fill=\"white\" fill-rule=\"evenodd\" d=\"M19 19H20V21L22 20V14H21V12L19 13ZM33 49H34V47H32L31 48V53H32V55H33V57H34V60H35V66H36V70H37V72H38V81H37V83L30 89V95H31V97H32V102H31V105H30V107H29V109L28 110H26L25 111V115L26 114H28V113H30L31 111H32V109H33V104H34V97H33V95H32V89H34V88H37L39 85H41V84H43V72H42V68H44L45 67V64H43V61L41 60V59H37V57H36V55L34 54V52H33ZM36 49V48H35ZM37 105V108H36V110L38 109V104H36ZM24 115V116H25Z\"/></svg>",
  "mask_w": 264,
  "mask_h": 264
}]
</instances>
